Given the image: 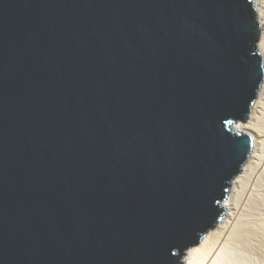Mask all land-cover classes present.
I'll list each match as a JSON object with an SVG mask.
<instances>
[{"label":"water","instance_id":"obj_1","mask_svg":"<svg viewBox=\"0 0 264 264\" xmlns=\"http://www.w3.org/2000/svg\"><path fill=\"white\" fill-rule=\"evenodd\" d=\"M260 34L251 0H0V264H181L251 156Z\"/></svg>","mask_w":264,"mask_h":264},{"label":"bare ground","instance_id":"obj_2","mask_svg":"<svg viewBox=\"0 0 264 264\" xmlns=\"http://www.w3.org/2000/svg\"><path fill=\"white\" fill-rule=\"evenodd\" d=\"M251 1L264 59V0ZM232 128L253 137L251 156L235 177L221 221L181 264H264V78L247 121Z\"/></svg>","mask_w":264,"mask_h":264}]
</instances>
